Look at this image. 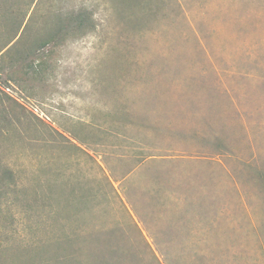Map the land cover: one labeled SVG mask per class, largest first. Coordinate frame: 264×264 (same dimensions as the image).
Instances as JSON below:
<instances>
[{
    "label": "rangeland",
    "instance_id": "1",
    "mask_svg": "<svg viewBox=\"0 0 264 264\" xmlns=\"http://www.w3.org/2000/svg\"><path fill=\"white\" fill-rule=\"evenodd\" d=\"M14 2L0 262L64 227L128 264H264V0ZM82 9L96 28L41 50L34 80L24 51Z\"/></svg>",
    "mask_w": 264,
    "mask_h": 264
},
{
    "label": "trees",
    "instance_id": "2",
    "mask_svg": "<svg viewBox=\"0 0 264 264\" xmlns=\"http://www.w3.org/2000/svg\"><path fill=\"white\" fill-rule=\"evenodd\" d=\"M18 5L19 6L16 5L14 0H0V30L5 29L8 35L5 40L2 39L0 42V137L9 132V129H12L13 122L17 121L22 123L24 117L22 111H17L13 104V98L4 91L2 86V84L9 85L14 78H21L24 72L22 69V71L12 70L9 72V66L14 68L15 61H11V63H9L11 65L9 66L1 65L5 63L4 56L10 50V48L7 50V47L18 37L24 25L25 15L20 3H18ZM57 16L62 20L61 25L58 27V33L51 36V39L38 37L31 43V46L24 51L25 53L29 51L33 53L31 58L29 57V68L31 69L34 80L39 79V68L43 67L42 65L45 63L41 50L51 43L54 45H61L71 36H76L78 34L83 35L87 31L96 28L94 15L87 9H82L78 12H59ZM23 50L24 49L19 50L17 54L21 56L20 53L23 52ZM21 60L18 62L21 63ZM23 65L21 64L22 67H24ZM24 75L27 76L29 74L25 73ZM6 174L9 173L6 172ZM86 199V196H81V201H85ZM108 232L110 236L114 234L113 231ZM108 245H112L110 249L112 252H117V246H115V250L113 249L114 245L112 243L109 242ZM88 249L90 252H88ZM102 249L106 251V247H102L101 243L97 242L96 239L84 238L83 234L79 233V231L68 232V230L62 227L58 233H54L53 237L48 242L30 244L26 250L29 251L32 256L25 264H128V261L127 263L125 262L124 256H115V253L107 256L103 253ZM110 253L111 252L108 254ZM3 254H5V250H1L0 256ZM85 254H87V256H85ZM84 258L85 260L82 261ZM0 264L4 263L0 262ZM129 264L135 263L132 260V263Z\"/></svg>",
    "mask_w": 264,
    "mask_h": 264
}]
</instances>
